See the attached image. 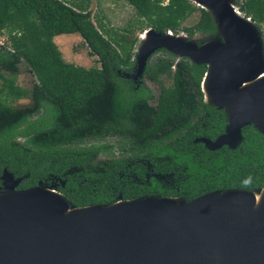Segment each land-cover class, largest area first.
<instances>
[{
    "label": "trees",
    "instance_id": "obj_1",
    "mask_svg": "<svg viewBox=\"0 0 264 264\" xmlns=\"http://www.w3.org/2000/svg\"><path fill=\"white\" fill-rule=\"evenodd\" d=\"M122 1L132 16L112 30L90 14L88 0H0V173L5 168L21 177L18 188L54 180L56 191L77 207L110 203L118 194L121 199L152 194L187 201L212 190L252 191L264 185V134L252 125L241 127L234 148L209 150L196 140H213L226 123L223 111L203 100L204 64L175 60L159 49L161 57L145 68L160 87L154 105L148 103V89L117 73L131 70L136 30L210 37L216 33L210 13L191 0ZM237 10L264 20V0H241ZM194 12L195 21L182 27ZM72 33L99 66L61 58L52 38ZM20 61L34 77L28 90L14 83ZM161 77L169 85H162ZM25 97L27 104L10 105ZM40 110L44 115L31 119ZM105 137L121 139V157L110 158L101 171L85 168L92 156H107L110 145L95 142ZM124 156L145 160L153 172L172 174L174 183L163 186L151 177L148 184L124 183L129 171ZM135 164L131 170L142 179L144 167ZM73 168L79 170L68 173Z\"/></svg>",
    "mask_w": 264,
    "mask_h": 264
},
{
    "label": "water",
    "instance_id": "obj_2",
    "mask_svg": "<svg viewBox=\"0 0 264 264\" xmlns=\"http://www.w3.org/2000/svg\"><path fill=\"white\" fill-rule=\"evenodd\" d=\"M191 2L210 13L216 33L195 43L183 32L145 28L138 37L135 72L122 76L138 75L146 57L156 49L175 55V60L186 58L204 64L199 85L203 100L222 110L226 123L213 140H196L209 150L221 145L234 148L245 125L264 134L253 122L258 112L264 121V82L258 83L264 71L262 39L249 17L242 16L230 0L234 13L223 0ZM237 13L250 27L234 17ZM229 52L231 59L226 56ZM242 80L249 81L248 93L239 91ZM203 84L210 89L209 100ZM226 107H230L229 112ZM232 107L239 112L232 113ZM20 180L3 168L0 191L48 188L59 195L61 202L46 193L0 195V264H264V205L263 213L253 211L248 195L253 190H212L187 201L178 197L193 202L184 209L162 201L172 196L142 195L126 199L133 204L104 210L99 208L120 200L77 207L68 203L53 184L38 181L18 188ZM62 201L66 207L81 210L64 218Z\"/></svg>",
    "mask_w": 264,
    "mask_h": 264
},
{
    "label": "rangeland",
    "instance_id": "obj_3",
    "mask_svg": "<svg viewBox=\"0 0 264 264\" xmlns=\"http://www.w3.org/2000/svg\"><path fill=\"white\" fill-rule=\"evenodd\" d=\"M241 2V0H230V4L237 10V5ZM88 9L90 11V14L95 18H98L101 20V22L106 26L107 28H110L112 30L119 29L123 27L126 23V21L132 16V10L131 8L122 0H88ZM238 11V10H237ZM239 12V11H238ZM240 13V12H239ZM242 16L243 14L240 13ZM197 17V12L192 13L189 17H187L181 24L182 27H187L191 25ZM250 22L254 25L256 28L260 38L262 39V43H264V20H252L250 19ZM141 31L136 30L135 35L137 37L136 42L132 46V66L131 70L126 73L133 74L136 68V62H135V55H136V49L140 45V41L138 39L139 34ZM182 33V32H181ZM184 35V33H182ZM189 37V36H187ZM191 37L194 38L195 43H199L202 40L208 38V35H201L198 33L193 34ZM4 39V36L0 35V43ZM54 44L56 45L57 49L60 52L61 58L66 62H71L75 65H80L82 67H90V66H99V64L96 62V56H90L88 55V48L83 43L82 39L77 34H59L52 38ZM263 48V44H262ZM164 50V49H163ZM264 51V50H263ZM161 53L159 52V49L154 50L146 57L145 65L143 66L142 70L139 72L138 75L135 77H128L127 79L130 80L131 83L135 85H141L143 88H146L150 91L152 97L148 100V103L151 105H154L156 103V98L159 94L160 87L159 83L152 81L148 79L145 68L146 64L150 65L153 61L157 59V57H161ZM173 55V54H172ZM175 56V55H174ZM117 73H119L121 76L125 72H120V70H117ZM34 81L33 75L30 73L27 65L20 61V63L17 65V70L15 73L14 83L19 86L20 88L24 89H30L32 86V83ZM170 80L161 77L160 83L162 85H169ZM29 102L28 98H20L12 101L10 105L12 107H21ZM43 111H38L36 114H34L31 119H34L36 116H43ZM30 119V120H31ZM21 138H16V141L20 140ZM95 142L98 143H107L110 145V148L108 149L107 156L99 154L92 156L91 159L85 164V168L91 167V169L95 171H101L105 166H107L108 161L110 158H120L122 151L119 149L121 139L118 137H105V138H99ZM123 160L125 162V168L129 169V171L124 175V183L126 184H132V183H144L148 184V179L151 177L153 178L157 183L163 186H171L174 183L173 175L170 173H156L153 172L151 169L150 163L146 162L142 159H131L128 156H124ZM135 162L137 164H141V166L144 167V170L142 172V179L138 177V175L131 170L133 166H135ZM92 164V166H91ZM79 170L78 168H73L68 171V173H72ZM61 185L63 182L62 180L58 181ZM53 184L55 185L54 180L49 181L47 185ZM117 198H120V195H117Z\"/></svg>",
    "mask_w": 264,
    "mask_h": 264
},
{
    "label": "bare ground",
    "instance_id": "obj_4",
    "mask_svg": "<svg viewBox=\"0 0 264 264\" xmlns=\"http://www.w3.org/2000/svg\"><path fill=\"white\" fill-rule=\"evenodd\" d=\"M224 4L230 6L229 4V0H223ZM198 4H200V2H198ZM200 5H204L206 7H210L212 8L211 6L207 5V4H203L201 3ZM213 9V8H212ZM231 12H235L234 9L231 8ZM239 13H237L236 16H234L238 21H241L243 24H245L246 26H249L250 25L248 23H246L245 21H242L239 17ZM256 36V35H255ZM226 56L231 59V53H226ZM260 76L263 77V79H261L258 83H261V82H264V71L261 72L259 74ZM249 81L248 80H242L241 84H240V87H239V91L242 92V94H245V93H248L250 90H251V87L250 85H246V83H248ZM203 87V90L204 92L206 93L205 97L208 99L210 98L209 97V94L211 93L210 92V89L207 88L204 84L202 85ZM209 100V99H208ZM229 108L230 107H226V111L229 112ZM230 111L234 114H237L239 112V109L238 108H231ZM253 122L254 124L259 127L261 130L264 131V121L262 119V116H261V113L258 112L255 116V118L253 119ZM231 190V189H229ZM49 194V195H53L54 197H56L60 202H61V199L59 197V195H57L52 189H48V188H45L43 191H40L39 189H32V190H27V191H24V192H16V191H11V190H7V191H0V195L3 194V197L6 196L7 194L8 195H35V196H40L42 194ZM248 195L251 197L252 201H253V211L257 214H261L263 213V205H264V187L259 190V191H256L253 190L251 193H248ZM120 200V201H119ZM124 200V201H123ZM119 201V202H117ZM123 201V202H121ZM162 201H168L170 203H172L173 205H175L176 208L178 209H184L186 208L188 205H190L191 203L193 202H183V201H180V198H178V196H172V197H167L166 199H162ZM112 202H117L115 204H112L108 207H100L99 209H110L114 206H117V205H121V204H133V201H130V200H126V199H116ZM110 202V204L112 203ZM109 204V203H107ZM91 209H95V207H91ZM81 209H76V208H73L71 207L70 205H67V207L65 206V203L62 201V215L64 218H69L74 212H78L80 211Z\"/></svg>",
    "mask_w": 264,
    "mask_h": 264
}]
</instances>
